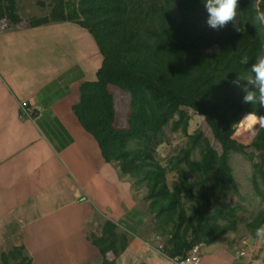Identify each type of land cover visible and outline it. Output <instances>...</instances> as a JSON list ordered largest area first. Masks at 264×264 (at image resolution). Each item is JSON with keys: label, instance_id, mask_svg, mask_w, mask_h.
I'll return each instance as SVG.
<instances>
[{"label": "trees", "instance_id": "obj_1", "mask_svg": "<svg viewBox=\"0 0 264 264\" xmlns=\"http://www.w3.org/2000/svg\"><path fill=\"white\" fill-rule=\"evenodd\" d=\"M20 3L0 0V22L5 19L7 28L22 24ZM37 5L46 14L27 26L69 22L96 44L100 67L94 81L78 86L72 111L120 178L145 183L140 201L163 255L185 256L195 244L203 248L229 235L230 248L243 236L257 239L255 230L264 226V129L253 135L243 125L248 113L264 115V108L242 103L243 93L233 81L244 82L264 53V25L255 20L264 0H238L234 24L216 30L206 23L204 0H44ZM245 55L248 65L240 63ZM112 88L129 97L124 127L115 124ZM190 112L203 117L209 133L200 128L187 133ZM166 128L180 131L187 142L163 166L151 136H162ZM195 152L199 159L191 160ZM233 153L251 163L252 187L261 202L241 225L239 205L225 203L233 183ZM168 172L175 176L172 186ZM99 229L86 238L99 251L101 264H116L131 235L109 221ZM13 262L30 264L23 246L0 253V264Z\"/></svg>", "mask_w": 264, "mask_h": 264}, {"label": "crops", "instance_id": "obj_2", "mask_svg": "<svg viewBox=\"0 0 264 264\" xmlns=\"http://www.w3.org/2000/svg\"><path fill=\"white\" fill-rule=\"evenodd\" d=\"M1 23L0 251L23 246L30 264H101L86 230L88 222L99 232L109 221L131 235L116 264H147L145 241L165 258L141 197L103 160L72 111L78 86L94 81L101 64L90 35L69 22ZM214 244L201 251V264H248L234 246Z\"/></svg>", "mask_w": 264, "mask_h": 264}, {"label": "rangeland", "instance_id": "obj_3", "mask_svg": "<svg viewBox=\"0 0 264 264\" xmlns=\"http://www.w3.org/2000/svg\"><path fill=\"white\" fill-rule=\"evenodd\" d=\"M44 1V0H28L24 3L22 10L18 11L19 17H22L26 23L29 22L31 19L39 18V16H43L46 14L47 9H41L37 3ZM25 2V1H24ZM50 0H45L46 4H49ZM1 23V22H0ZM3 25V24H2ZM4 27V26H3ZM7 28V24L6 27ZM264 56V53L260 55V58ZM259 58V59H260ZM248 78V77H247ZM241 81V84H244ZM114 94L115 100V109H116V126L117 127H124L126 125L125 119L129 108V97L127 94L119 91L115 88L111 89ZM190 120L188 122L187 133L193 134L195 130L202 129L205 133H209L208 128L201 116L196 113L190 112L189 113ZM243 127L245 129H249L250 125V118L244 120ZM154 143H156V151H157V159L163 165H167L169 159L173 158L178 152L185 147L187 142V137L184 136L180 131L178 132H170L168 128L164 130V134L162 136H158L153 134L151 136ZM131 147L133 143H130ZM199 159L198 153H193L191 156V160ZM232 175H233V183L229 192L227 194V198L225 199V203L228 206L239 205L240 211L238 212V223L239 225L248 222L257 212L261 202L258 197L255 195L252 183H251V175H252V168L251 163L244 158L240 154L233 153L230 156L229 160ZM183 165V164H182ZM192 178V176H190ZM167 179L169 186H172L175 183V176L173 172L167 173ZM144 184L141 186L131 184L132 190L134 195H138L139 197H143L146 195L145 190L143 189ZM138 192V193H137ZM142 207H144V202L141 201ZM88 222V229L86 230V234L88 235L91 232V226ZM232 235L226 236L221 238L216 242L217 245L222 247H227V243L229 242L228 239L231 238ZM249 239V240H248ZM214 244L213 247L216 246ZM237 246L235 245L234 252L243 251L245 253L244 256L240 257L244 259L245 263L248 264H264V240L260 239H250L243 236L241 239L237 240ZM209 246L201 247L202 253L209 252L207 249ZM239 248L241 250H239ZM10 251V249H9ZM8 251H6L7 253ZM1 253V251H0ZM14 264V262L12 263Z\"/></svg>", "mask_w": 264, "mask_h": 264}, {"label": "clouds", "instance_id": "obj_4", "mask_svg": "<svg viewBox=\"0 0 264 264\" xmlns=\"http://www.w3.org/2000/svg\"><path fill=\"white\" fill-rule=\"evenodd\" d=\"M204 7L208 14L206 23L211 29H222L229 23L234 24L237 18L238 0H204ZM255 20L264 25V11L257 10ZM240 63L248 65L249 58L246 55L243 56ZM250 73L251 75L244 84H241L240 79L233 83L243 93L242 103L251 106L259 105L260 108H264V56L251 65ZM246 117L250 118V130L253 135L256 134L257 129H264V115H258L253 111ZM255 236L264 240V226L255 230ZM142 257L147 261V264H172L171 261L162 258L161 253L146 241L142 242Z\"/></svg>", "mask_w": 264, "mask_h": 264}, {"label": "built area", "instance_id": "obj_5", "mask_svg": "<svg viewBox=\"0 0 264 264\" xmlns=\"http://www.w3.org/2000/svg\"><path fill=\"white\" fill-rule=\"evenodd\" d=\"M21 110L26 116H30V113L32 109L28 106L27 103H23L21 105ZM159 239L158 237H156ZM159 250H162V245H159ZM236 255L238 257H242L245 255L243 251L236 252ZM164 257L171 261L172 264H201L202 261V253H201V247L199 245H193L189 249V251L185 254V256H176L174 258H168L164 255Z\"/></svg>", "mask_w": 264, "mask_h": 264}]
</instances>
